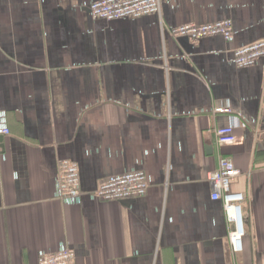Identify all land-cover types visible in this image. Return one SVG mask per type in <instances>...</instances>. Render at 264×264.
I'll use <instances>...</instances> for the list:
<instances>
[{
    "label": "crops",
    "instance_id": "0c3cea01",
    "mask_svg": "<svg viewBox=\"0 0 264 264\" xmlns=\"http://www.w3.org/2000/svg\"><path fill=\"white\" fill-rule=\"evenodd\" d=\"M91 1L0 0V264H38L62 244L74 264H264V57L230 61L264 38V0H161L114 20L93 19ZM225 19L230 40L169 33ZM229 124L237 142L219 145ZM219 156L240 171V252L211 198ZM60 160L77 164L79 204L55 197ZM132 170L144 195L88 196Z\"/></svg>",
    "mask_w": 264,
    "mask_h": 264
},
{
    "label": "built area",
    "instance_id": "2783aa9c",
    "mask_svg": "<svg viewBox=\"0 0 264 264\" xmlns=\"http://www.w3.org/2000/svg\"><path fill=\"white\" fill-rule=\"evenodd\" d=\"M161 0H93L87 4L93 19L114 20L120 18H138L160 11ZM230 19L203 24H182L169 28L171 36H185L198 40L208 36H222L230 40L234 34ZM264 57V38L233 50L230 61L237 67H250ZM214 112L227 113L228 108H216ZM6 114L0 111V135H9ZM216 141L219 145H231L237 142L233 124L216 128ZM240 175L233 161L219 156L217 167L209 172L207 179L212 187L211 198L222 202L227 224L232 227L228 233L233 252L242 251L244 226L242 218V202L244 194L234 191L232 184ZM55 197L65 204H79L83 192L79 185L78 167L75 162L58 161L55 175ZM148 179L143 171L132 170L122 174L111 175L102 180L97 188L88 193L91 199L118 200L142 196L148 188ZM75 256L67 245H60L55 251H39L38 264H74Z\"/></svg>",
    "mask_w": 264,
    "mask_h": 264
},
{
    "label": "water",
    "instance_id": "95a60500",
    "mask_svg": "<svg viewBox=\"0 0 264 264\" xmlns=\"http://www.w3.org/2000/svg\"><path fill=\"white\" fill-rule=\"evenodd\" d=\"M2 141V135H0V142Z\"/></svg>",
    "mask_w": 264,
    "mask_h": 264
}]
</instances>
